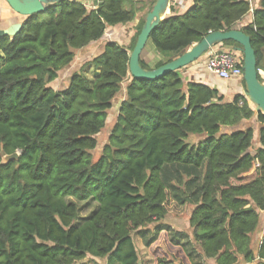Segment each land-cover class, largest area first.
I'll list each match as a JSON object with an SVG mask.
<instances>
[{"label":"trees","instance_id":"16d2710c","mask_svg":"<svg viewBox=\"0 0 264 264\" xmlns=\"http://www.w3.org/2000/svg\"><path fill=\"white\" fill-rule=\"evenodd\" d=\"M193 1L152 32L149 42L166 59L153 66L141 55L144 68L172 61L211 31L234 29L253 8L251 0ZM146 6L101 0L90 9L62 0L27 16L15 35L0 36V264H144L135 235L154 251L155 264H264V238L253 244L264 210V113L255 115L246 94L227 101L216 87L185 82L180 70L133 77L130 54L146 16L129 48L107 41L67 85L52 86L76 51ZM241 30L264 69V0ZM224 44L243 63L234 50L242 45ZM127 81L94 159L97 136ZM254 117L257 148L253 127L233 129ZM191 134L203 137L191 143ZM15 152L17 160L4 161ZM170 207L192 208L191 233L164 222ZM163 235L174 261L155 249Z\"/></svg>","mask_w":264,"mask_h":264},{"label":"water","instance_id":"95a60500","mask_svg":"<svg viewBox=\"0 0 264 264\" xmlns=\"http://www.w3.org/2000/svg\"><path fill=\"white\" fill-rule=\"evenodd\" d=\"M10 7L23 16L41 13L48 6L61 2L62 0H6ZM170 0H156L153 8L147 13L145 23L140 32L137 43L130 54V74L140 79H157L165 74L181 70L201 59L211 49L232 40L242 45L243 53V79L245 94L254 107L255 114L264 113V80L261 77L256 51L251 43V37L243 30L231 29L227 31H211L201 41L194 43L189 49L172 61L153 69H146L141 64V55L150 40L152 32L159 26L161 21L169 14ZM23 24V23H22ZM22 24H16L7 30H0V36L15 35ZM20 153L15 152L4 157L5 162L17 160Z\"/></svg>","mask_w":264,"mask_h":264},{"label":"crops","instance_id":"0c3cea01","mask_svg":"<svg viewBox=\"0 0 264 264\" xmlns=\"http://www.w3.org/2000/svg\"><path fill=\"white\" fill-rule=\"evenodd\" d=\"M83 2L87 7L91 8H97L101 0H78ZM138 2H146L148 4L145 9L139 11L136 15V18L134 21L126 24V25H116V26H109L106 30V33L104 36L97 42L91 43L88 47L78 50L76 58L74 63L68 67V69L64 72H62V75L56 79L52 86L56 89H60L67 85L69 81V76H71L72 73L71 70H80V68L87 62H89L93 56L96 54H99L103 51L104 45L107 41H115L122 45L123 35L126 31L129 33L128 29H132V27L135 26L136 20H139L142 16V13L146 14L147 11L149 12V5L151 3V0H134ZM261 0H251V3L254 7H258L260 5ZM194 4L193 0H170V6H169V14L172 13L173 10L185 12L189 7H191ZM253 8L252 10L241 20L237 23L235 26V29H240L242 26L247 25L252 22L253 20ZM147 10V11H146ZM26 19V16H23L16 11H14L8 2L6 0H0V30H7L11 28L12 26H15L16 24H22L24 20ZM136 21V22H135ZM127 29V30H126ZM124 30V31H123ZM125 33V34H127ZM229 45H226L224 43L219 44L218 46L211 49L208 53H206L201 59L198 61L192 63L191 65L183 68L180 70V73L185 80V82H201L205 83L207 85H210L212 87H216L220 90L221 94L224 95L225 100L231 101L233 98L238 94H245V84L243 82V79L236 78L232 79L230 81H222L217 76L212 74L206 66L207 60L209 58V55L212 53L213 50H218L222 48H228ZM237 54H241V51L238 48L234 49ZM262 63L264 65V58L262 60ZM74 70V71H75ZM90 75H92V67L89 66ZM259 71L264 74V69L259 68ZM129 81V80H128ZM127 82L124 83V89L119 94V96L116 97V101L119 100L118 105V111L121 101L125 97V87L127 86ZM254 108V107H253ZM117 111V113H118ZM256 115V114H255ZM252 122L249 124L250 127L254 128L255 131V138H254V148L259 147V130H260V124L257 122L256 117L250 119ZM249 121V120H247ZM246 121V122H247ZM264 238V210L261 212V222L257 229V231L253 234V244L254 247L257 248L258 245L261 243V241ZM136 242V241H135ZM101 259V258H99ZM102 260L105 261L104 264H108V259L103 258ZM151 261V260H150ZM207 262L209 264H215V260L208 259Z\"/></svg>","mask_w":264,"mask_h":264},{"label":"rangeland","instance_id":"374dc122","mask_svg":"<svg viewBox=\"0 0 264 264\" xmlns=\"http://www.w3.org/2000/svg\"><path fill=\"white\" fill-rule=\"evenodd\" d=\"M154 1H156V0H154ZM147 6H148V4H147ZM149 10H150V5H149ZM141 13H142V16H141V18L139 20H136L137 22L135 21L136 22L135 26L132 27V29H128L129 33H127L125 31L124 34H122L123 35V40H121L122 41V46H124L126 48H129L131 46L132 40L135 37V35L137 34L138 26L141 23V21L143 20V18H145V16H146L144 11L141 12ZM125 33H127V34H125ZM142 55L153 66L158 61L166 59V57H164V56H162V55H160L159 53L156 52V50L154 48V45L151 42L147 43L146 48L143 51ZM67 69L68 68L64 69V72ZM73 72H74V69H72L70 73H73ZM114 104H115V106L112 109L109 110V116H108L109 118H108V122H107L106 127L97 136L98 137V147L95 150L92 151L94 159H97L99 157L100 153L103 150V147L105 146V144L108 141L109 135H110V133L112 131V128H113V126L115 124L116 117H117L119 100L115 101ZM248 120L249 121H247V120L242 121L239 125H237L233 129H245L247 127H250L249 124L252 122V120H250V119H248ZM224 130H226V129H224ZM202 137L203 136H201V135L191 134L189 136V138L187 139V141H189L191 143H197V142H199L202 139ZM81 204L84 205L83 203H81ZM94 207L88 208V209L84 208L82 214L83 215L88 214L89 212H91L93 210ZM191 209H192L191 207L188 208V209H184V212L182 213V212H179V209H177L175 207L174 208L170 207L171 211L168 214V216L166 217L164 222L172 225L176 229L186 230L189 233H191L192 229L189 226V222H188L189 216L191 214ZM83 215H81V216H83ZM150 227H153V226H150ZM134 238H135L136 244H137V246L139 248V251H140V254H141V257H142V261L144 262V264H155V261H154L153 255H152V253H154V251L153 250L149 251V249L147 247H145L142 239H140L137 235H135ZM166 239H167L166 236L163 235L160 238L159 243H157V245H155V249L159 250V252H161L160 255L163 256V254H164V255L167 256V258H169V259L174 261L175 260V257H174L175 251L170 250L168 248L169 246L167 245V240ZM177 257H180L179 253H177ZM96 260L100 264H104L105 263V261L102 260V259L98 258ZM175 262L177 264H181V263H179L177 261H175ZM204 264H209V263L206 260V261H204Z\"/></svg>","mask_w":264,"mask_h":264},{"label":"built area","instance_id":"2783aa9c","mask_svg":"<svg viewBox=\"0 0 264 264\" xmlns=\"http://www.w3.org/2000/svg\"><path fill=\"white\" fill-rule=\"evenodd\" d=\"M207 69L222 81L243 79V63L240 58L228 48L213 50L206 63ZM261 77L264 80V74Z\"/></svg>","mask_w":264,"mask_h":264}]
</instances>
